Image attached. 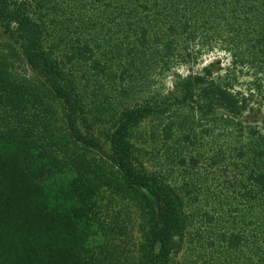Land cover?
Masks as SVG:
<instances>
[{
    "label": "trees",
    "instance_id": "16d2710c",
    "mask_svg": "<svg viewBox=\"0 0 264 264\" xmlns=\"http://www.w3.org/2000/svg\"><path fill=\"white\" fill-rule=\"evenodd\" d=\"M256 97L264 0H0V264H264Z\"/></svg>",
    "mask_w": 264,
    "mask_h": 264
},
{
    "label": "rangeland",
    "instance_id": "374dc122",
    "mask_svg": "<svg viewBox=\"0 0 264 264\" xmlns=\"http://www.w3.org/2000/svg\"><path fill=\"white\" fill-rule=\"evenodd\" d=\"M219 61L220 62V67H227L228 64H229V56L223 52H220V51H213V52H208L207 54H205L199 61V65L198 66H194L193 67V72H197L198 69H200L202 66H204L205 64H208L210 62H217ZM176 72L181 75V76H186L190 73V69L189 67H186V66H181L179 68L176 69ZM172 81H173V76L169 75L168 77L166 78H162L161 82L158 83V85L156 86H160L161 90L164 92V93H167L170 89H172ZM240 81L243 85V87L246 88V83L249 81V78L248 77H245V78H240ZM255 103L254 105H261L262 107V117H260V123H262V119L264 120V99H261L259 97H256L254 98V102ZM187 252V253H186ZM187 254H189L190 256H192L193 258H195V255L194 253H192L191 251L188 252V251H183L181 252L180 254H178L175 258V264H182V261L184 259L185 256H187Z\"/></svg>",
    "mask_w": 264,
    "mask_h": 264
}]
</instances>
